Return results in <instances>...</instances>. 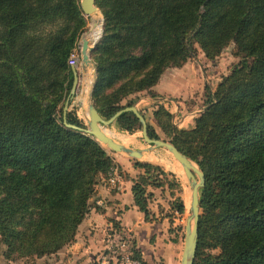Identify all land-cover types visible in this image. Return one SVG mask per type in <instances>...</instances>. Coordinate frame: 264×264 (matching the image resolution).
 I'll list each match as a JSON object with an SVG mask.
<instances>
[{
  "label": "trees",
  "instance_id": "trees-1",
  "mask_svg": "<svg viewBox=\"0 0 264 264\" xmlns=\"http://www.w3.org/2000/svg\"><path fill=\"white\" fill-rule=\"evenodd\" d=\"M81 1L0 0V245L10 263L50 257L75 243L96 187L117 167L101 143L64 123L74 82L68 61L87 27ZM96 6L104 25L91 53L92 101L106 120L144 93L157 99L153 89L165 71L195 59L197 47L214 61L234 44L240 62L214 91L206 88L191 129L176 126L163 105L152 113L156 125L140 113L150 138L171 142L205 175L194 264H264V0ZM66 119L86 129L75 110ZM114 126L142 132L133 113ZM134 167L141 173L133 200L147 221L150 188L169 190L173 213L185 215L174 174L136 160ZM133 258L145 264L138 252Z\"/></svg>",
  "mask_w": 264,
  "mask_h": 264
},
{
  "label": "crops",
  "instance_id": "crops-1",
  "mask_svg": "<svg viewBox=\"0 0 264 264\" xmlns=\"http://www.w3.org/2000/svg\"><path fill=\"white\" fill-rule=\"evenodd\" d=\"M163 77L154 89L157 94H160L158 90L162 88ZM166 92L173 96L172 93ZM158 99H160V95ZM170 113L174 115L171 111ZM194 118L190 128L194 126ZM128 148L136 151L148 150L141 149L137 145ZM109 154L117 166L121 177L120 183L113 188L106 181L101 180L96 187V194L90 202V213L78 229L76 242L53 255L55 256L53 262H56L55 264H97L98 257L105 248L107 228L111 225L114 226L115 223L118 225L117 228L133 231L134 252L139 253L145 264H181L185 238L184 216L173 213L171 203L174 199L170 191L149 189L152 196L150 220L147 221L145 214L139 211L133 200L134 181L141 173L134 167L135 159L122 153L109 152ZM151 154L152 151H147L142 160L136 161L158 165L165 172L175 175L168 158L160 155L155 156L154 160H146V155L150 156ZM45 258L39 259V261ZM137 264L140 262L137 261Z\"/></svg>",
  "mask_w": 264,
  "mask_h": 264
},
{
  "label": "rangeland",
  "instance_id": "rangeland-1",
  "mask_svg": "<svg viewBox=\"0 0 264 264\" xmlns=\"http://www.w3.org/2000/svg\"><path fill=\"white\" fill-rule=\"evenodd\" d=\"M99 13L101 17L104 19L100 10ZM84 18L87 21L86 31L83 34L85 37V35L90 31L91 19L86 18L85 16ZM100 40H98L97 44L100 42ZM80 43H81V39L78 43V48L74 51L78 53L80 57V63L76 67V69L79 71L80 82L77 89L76 97L73 100L74 103L72 102L69 111L75 110L77 116L84 122L85 125H87L85 121L88 118V105L90 102L89 95L91 93V88H92L91 83H93L94 80L92 76L94 72V65L91 66V70L93 71L91 75H87V74L85 75L83 73ZM91 46H94V44ZM197 49H198L197 57L193 60H189L188 63L185 64L182 68L180 69L171 68L165 71L162 88H159L158 90L160 93L158 94V96L160 95V99L155 100L146 93L141 95V98L139 99L136 107L139 111L144 112L148 116L152 124L156 125L155 121L152 118L153 111L158 109L159 105H163L169 112L171 111L172 113H174L175 116L172 114L173 123L176 126H178L181 129L190 128L193 123L192 119L194 117L196 118L204 109V102H205L204 94L206 88H209L212 91H214L217 88L218 84L222 81V79L227 75H229L230 72L233 70V68L240 62V59L234 56V51H235L234 44H231L228 48H226L221 54V56L214 61H208L205 58L204 53L200 50V48L197 47ZM166 91L172 93L173 96L171 94H166L167 93ZM160 102L161 104H159ZM180 104L181 106H179ZM179 107H180V111H179ZM157 131L160 133V130L158 128ZM107 133H109V135L118 143L119 142L123 143L126 147L129 146L134 147L135 145H137L141 149L151 148L144 142L142 132H138L133 135L127 133H120L115 128V126H113L107 129ZM104 148L107 151L111 152L106 146H104ZM151 149H152V154L150 156L146 155V160L148 159L154 160L155 156L158 157L160 155H163L171 161L172 165L181 166L179 162L166 150L153 149V148ZM175 175L176 177H178L177 179L179 180L181 187L183 183V199L186 206V212L184 215V223H183L185 227L187 223V217L189 216V207H190L189 202L187 203V197L189 201V194L191 195L190 192L191 188L188 185L189 182L186 180L183 170L180 172L178 170V173L175 171ZM186 191H188V194L185 193ZM4 251H5V247L0 245V264H55L56 263L53 262L55 256L46 257L44 260H40V261L39 259H31V260H23L15 263H10L3 256Z\"/></svg>",
  "mask_w": 264,
  "mask_h": 264
},
{
  "label": "water",
  "instance_id": "water-1",
  "mask_svg": "<svg viewBox=\"0 0 264 264\" xmlns=\"http://www.w3.org/2000/svg\"><path fill=\"white\" fill-rule=\"evenodd\" d=\"M97 0H82L81 1V11L86 18H90L96 11L99 9L96 6ZM104 19L102 18V27ZM103 33V29H102ZM102 37V35H101ZM100 37V38H101ZM100 40V39H99ZM81 60H82V70L83 73H86L88 65H94L91 60V53L95 49L96 44L91 46L89 42L84 40V35L81 38ZM74 73V82L73 87L70 91L69 97L66 101L64 107V123L67 127L74 130H79L91 137L96 141L106 146L111 152L116 154H126L131 159L142 160L144 153L147 151H152L153 149H164L169 152L183 167L187 181L191 188L190 195V207H189V216L187 217V223L185 226V238H184V251L182 255L181 264H194L196 253L198 249V239H199V220H200V193L201 190L205 187V175L200 170V168L188 157L183 155L171 142L163 141L159 139H152L149 136L147 122L144 116L140 113L136 106L127 107L119 112H117L111 119H104L97 109L95 108L92 95L96 82V69L94 67V76L93 83L90 93V102L88 105V118L86 120V129L77 128L68 124L67 114L70 109V103L76 97L77 89L79 86V71L76 68H73ZM126 113H133L142 124V135L144 142L151 148L147 151H136L126 147L123 144L115 141L108 133L107 129L113 127L119 117Z\"/></svg>",
  "mask_w": 264,
  "mask_h": 264
},
{
  "label": "built area",
  "instance_id": "built-area-1",
  "mask_svg": "<svg viewBox=\"0 0 264 264\" xmlns=\"http://www.w3.org/2000/svg\"><path fill=\"white\" fill-rule=\"evenodd\" d=\"M80 63L79 54L73 52L68 65L76 68ZM121 177L115 167L109 173L107 183L110 187H117ZM134 234L130 229L116 228L113 225L107 228V240L103 252L99 255L97 264H137L134 260Z\"/></svg>",
  "mask_w": 264,
  "mask_h": 264
},
{
  "label": "bare ground",
  "instance_id": "bare-ground-1",
  "mask_svg": "<svg viewBox=\"0 0 264 264\" xmlns=\"http://www.w3.org/2000/svg\"><path fill=\"white\" fill-rule=\"evenodd\" d=\"M90 19H91V24H90V31L85 35V37H84V40L85 41H87V42H89V44L90 45H93V44H95V43H97L98 42V40L100 39V35H102V17H101V15H100V13H99V11H96L91 17H90ZM92 70H91V65H88L87 66V69H86V73H85V75L87 74V75H91L92 74ZM92 76H94V72H93V74H92ZM92 84V83H91ZM91 86V85H90ZM90 90V89H89ZM109 134V133H108ZM115 138V137H114ZM132 144H133V142H132ZM136 144V143H135ZM131 145V144H130ZM180 164V163H179ZM172 165V164H171ZM181 165V164H180ZM172 167V169L174 170V171H176L177 173H178V170H179V172L180 171H184V169H183V167H182V165L181 166H174V165H172L171 166ZM182 167V168H181ZM185 174V173H184ZM186 177V176H185ZM186 180H187V178H186ZM189 185V184H188ZM190 192H191V190H190ZM186 194H188V191H186L185 192ZM189 202V206H190V194H189V201H188V197H187V203ZM188 206V207H189Z\"/></svg>",
  "mask_w": 264,
  "mask_h": 264
}]
</instances>
